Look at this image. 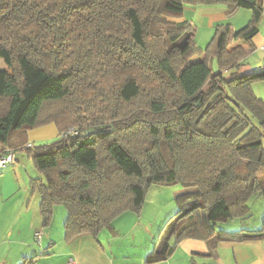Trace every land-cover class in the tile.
Segmentation results:
<instances>
[{
  "label": "trees",
  "instance_id": "obj_1",
  "mask_svg": "<svg viewBox=\"0 0 264 264\" xmlns=\"http://www.w3.org/2000/svg\"><path fill=\"white\" fill-rule=\"evenodd\" d=\"M251 9L236 30L217 24L203 50L192 20L173 21L185 5ZM264 13V0H0V154L25 151L42 174L43 226L64 205L67 242L112 230L139 213L153 184L180 185L177 224L148 264L166 261L185 238L211 249L263 239L217 228L215 218L244 217L264 193L262 70L241 73ZM217 62V71L212 62ZM54 123L60 139L28 147L16 137ZM77 129L76 135L62 134ZM90 134L85 135V133ZM20 264H36V257Z\"/></svg>",
  "mask_w": 264,
  "mask_h": 264
},
{
  "label": "crops",
  "instance_id": "obj_2",
  "mask_svg": "<svg viewBox=\"0 0 264 264\" xmlns=\"http://www.w3.org/2000/svg\"><path fill=\"white\" fill-rule=\"evenodd\" d=\"M184 20H192L195 25L205 23L206 28L214 30L217 24H230L236 30L244 27L245 23L252 19L250 12L242 10L232 11L226 5H185ZM242 15V22L238 16ZM246 23V24H247ZM249 50V54L243 60L242 69L255 71L262 70L264 61V13L258 24V33L252 38L251 45L244 39L236 42ZM255 92L264 99V82L254 85ZM18 139L25 137L35 146L50 144L60 139L55 124H48L28 131L27 134L20 132L14 134ZM18 162L21 160L18 158ZM22 167L27 170L26 165L18 164L9 166L0 172V264H20L23 258L36 257V264H148L147 259L153 252L150 241L145 242L147 252L142 254L141 261L137 262L135 255H125L119 248L131 247V244L114 248L115 239H122L123 235L116 220L113 222L112 230L105 229L101 234L105 235L110 248L103 243L101 237L89 234L81 235L70 242L63 237L60 248L52 238H48L49 230L43 226L40 210L41 196H36V191L31 188L30 183L24 182L19 170ZM34 176V175H33ZM29 189L32 193L29 196ZM39 193V192H38ZM37 199V202L35 201ZM35 201V202H34ZM225 216L218 217V221H227ZM140 221L129 222L126 228H131L133 236H127L136 244V232L140 231ZM146 227V226H145ZM41 231V242L36 239V232ZM151 232V231H149ZM48 239H45L46 237ZM154 249H157V247ZM53 255V256H46ZM45 261V263H44ZM155 264H264V238L248 239L244 242H221L216 249H211L208 243L201 239L185 238L175 245L172 255L166 261Z\"/></svg>",
  "mask_w": 264,
  "mask_h": 264
},
{
  "label": "rangeland",
  "instance_id": "obj_3",
  "mask_svg": "<svg viewBox=\"0 0 264 264\" xmlns=\"http://www.w3.org/2000/svg\"><path fill=\"white\" fill-rule=\"evenodd\" d=\"M239 10H242V12L244 11L250 12L251 15L253 16V12L251 9H239ZM184 16L185 15L183 12L179 15L172 16L170 18L173 21L179 22L183 20ZM238 18H239L238 21L242 22L243 19L242 15H239ZM246 23L244 24L245 26L249 22L247 24ZM196 29H197L196 40L202 51L199 54H197L195 57H193L192 61H199L203 59V55H204L203 50L206 49L209 42L212 40V38L215 35V28L214 30L210 31L209 29L206 28L205 23L199 24L198 26L196 25ZM212 63H213L212 64L213 70L217 71L218 69L217 62L213 61ZM242 68L240 69L241 73L251 72V70L242 69ZM5 70H11V67L6 63L4 57L0 56V71H5ZM5 111H6V106L3 104L0 106V114L4 113ZM32 146L35 147L34 144H32ZM17 155L18 158L21 159L19 162H17L18 166L26 165L27 167V170H24L22 167H20L19 170V173L20 175H22L25 183L29 184L30 179L32 177L42 176V174L35 167L33 160L28 157L25 151H18ZM188 191L190 190L184 189L180 185L153 184L147 190L144 206L139 213L128 211L115 219V221L119 220L117 224L120 227L123 238L115 239L114 248L118 246L120 241L122 242L121 246L126 243L131 244L132 245L131 247L125 246L119 249L125 255L127 254L130 256L135 255L134 257L137 262L141 261L142 254H144L145 251L147 252V245L145 244V242L150 241L149 247L152 248V251L155 250L154 246L155 248L157 247V250H161L167 238L169 237L171 230L177 224L176 218H173V216L179 209L176 201L177 196L186 193ZM31 193L32 190L29 189V196ZM36 196L37 198H39L38 192L36 193ZM35 201L37 202V199H35ZM249 205L251 208V212L250 214L244 217H237V218L227 217L228 219H226L227 220L226 222L218 221L217 220L218 217L215 218V223H217V228H219L220 230H224L226 232H237L243 230L244 234L259 231L262 228H264V193H257L253 195L252 198L250 199ZM66 218H67L66 207L64 205L55 206L52 221L50 225L46 226V229L48 228L47 230H49L46 236L48 238L49 237L52 238V240L55 241V244L57 245V250L60 248L61 242H63L64 222ZM135 220H139L141 225L140 231L136 232V236H137L136 244L138 245L137 247L133 246L132 240L126 237V235L130 237L133 236V233L130 232L131 228L129 227L126 228V226L129 224V222L131 221L133 222ZM99 235L98 236L101 237L103 243L110 248L108 240L105 239V235L101 233ZM47 237L45 239H48ZM46 256H53V255H46Z\"/></svg>",
  "mask_w": 264,
  "mask_h": 264
},
{
  "label": "built area",
  "instance_id": "obj_4",
  "mask_svg": "<svg viewBox=\"0 0 264 264\" xmlns=\"http://www.w3.org/2000/svg\"><path fill=\"white\" fill-rule=\"evenodd\" d=\"M262 49L264 50V46L262 47ZM77 133H78L77 129L71 128L70 130L64 132L62 136L68 137L71 135H76ZM28 147L30 146L28 145ZM17 162L18 160H17L16 150L9 148V147L4 148V150L0 154V172H2L4 169H6L9 166L16 165ZM35 235H36L37 242L40 243L42 232L41 231L36 232Z\"/></svg>",
  "mask_w": 264,
  "mask_h": 264
},
{
  "label": "water",
  "instance_id": "obj_5",
  "mask_svg": "<svg viewBox=\"0 0 264 264\" xmlns=\"http://www.w3.org/2000/svg\"><path fill=\"white\" fill-rule=\"evenodd\" d=\"M88 134H90V132L85 133V135H88Z\"/></svg>",
  "mask_w": 264,
  "mask_h": 264
}]
</instances>
